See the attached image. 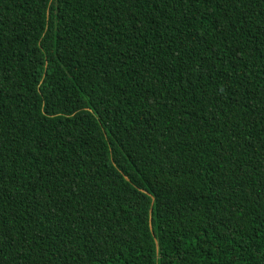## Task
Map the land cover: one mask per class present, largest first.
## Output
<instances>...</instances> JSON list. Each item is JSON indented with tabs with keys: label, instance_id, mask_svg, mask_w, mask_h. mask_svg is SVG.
Segmentation results:
<instances>
[{
	"label": "trees",
	"instance_id": "trees-1",
	"mask_svg": "<svg viewBox=\"0 0 264 264\" xmlns=\"http://www.w3.org/2000/svg\"><path fill=\"white\" fill-rule=\"evenodd\" d=\"M0 264H264V0H0Z\"/></svg>",
	"mask_w": 264,
	"mask_h": 264
}]
</instances>
